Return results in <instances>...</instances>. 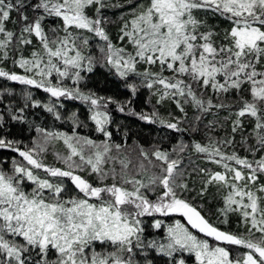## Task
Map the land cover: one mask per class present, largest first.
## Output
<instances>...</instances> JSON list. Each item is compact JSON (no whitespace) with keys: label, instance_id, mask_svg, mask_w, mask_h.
Segmentation results:
<instances>
[{"label":"snow or ice","instance_id":"obj_1","mask_svg":"<svg viewBox=\"0 0 264 264\" xmlns=\"http://www.w3.org/2000/svg\"><path fill=\"white\" fill-rule=\"evenodd\" d=\"M8 61L0 78L22 86L25 103L0 113V153L15 154L10 167L0 159V264H264V0H0ZM98 68L107 75L89 86ZM108 77L127 99L102 94ZM141 89L150 110L135 109ZM65 100L86 106L103 139L81 135L75 111L71 132L36 125L30 144L10 136L29 107L62 121ZM111 105L160 139L114 142ZM202 130L205 140L184 142ZM168 133L181 134L170 149ZM186 152L214 167L193 179ZM209 197L221 205L207 208ZM232 216L237 230L221 227Z\"/></svg>","mask_w":264,"mask_h":264},{"label":"trees","instance_id":"obj_2","mask_svg":"<svg viewBox=\"0 0 264 264\" xmlns=\"http://www.w3.org/2000/svg\"><path fill=\"white\" fill-rule=\"evenodd\" d=\"M124 11L123 9H115L109 12V16L111 19L116 20L119 17V14ZM10 28H13L12 25H9ZM109 31L111 32L113 39L115 40L117 34V27L115 24L109 26ZM95 50V47H94ZM30 53V49L25 52V55ZM99 53L97 52V55ZM0 67H5V70H12L13 65L11 61L6 62L5 64H0ZM16 71H20L19 69H15ZM107 75L106 71L102 68H98L96 73L93 75V79L89 81V86H94L96 81H103V78ZM114 83H119L118 81H114L112 77H108V84L106 87L102 86V94L105 95H114L118 99L124 100L127 99L128 93L123 88H115L113 85ZM7 90H11L13 92L12 96L7 94ZM33 92V99L40 101L42 104H46L49 102V97L46 93L40 90H31ZM0 92H3L4 95L2 98V103H0V113H4L6 115V109L8 105H11L13 108H18L22 106L25 101L22 96V86L13 84L12 82L6 81L0 78ZM148 100V91L146 89H141V92L135 101V109L137 111L143 110H150L151 105L147 103ZM64 107L60 108L59 111L64 117L62 121H56L53 116L47 112H45L42 108H31L29 107L26 109L25 115L29 121L27 124H18L15 122H10L8 127L11 129L10 136L13 138L21 139L25 144H30L31 139L36 136L34 131V127L39 125L41 127H45L49 130H59L64 132H71L72 124L67 119V116L70 115L72 112H77L79 118L82 121L87 123V127H81L77 131L81 135L89 136L96 140H101L103 137L94 131V125L87 120L88 112L86 106L81 104L77 101H63ZM160 107V111L162 115H167L169 110L175 111L174 106L169 105L167 107ZM111 116H112V123L109 126V131L112 132V139L116 143H125V132L128 133L127 136V144L133 145V142H138L144 147L148 148L152 142L158 141L160 139V135H158L159 130L155 126L144 125L142 122L137 121L134 117L124 115L118 111H116V106L111 105ZM178 114V113H177ZM191 114V110H190ZM250 130V129H249ZM171 139H164L163 147L170 149L176 143L179 142L181 138V134H167ZM225 135L224 130L218 129L215 132V136L217 138H222ZM182 138L185 143H192L193 141H202L205 140L204 131L197 133H185L182 135ZM239 139V137H237ZM56 150H62V144H57L55 146ZM238 151L241 155H244L243 148H238ZM13 153L2 152L0 153V159H7L8 164L5 167H10L11 157L14 156ZM46 161L48 163L54 162V155L52 154V150L50 149L49 153L46 155ZM184 168L191 174L193 179H196V172L194 169H198L199 167H208L212 168L213 165L207 164L203 159H201L197 154L194 152H186L183 154V165ZM90 179L95 182L93 177ZM198 186V182H197ZM210 191H215L214 189H210ZM209 203L206 204L207 208L215 210L216 207L221 205V201L219 199L212 200L209 197ZM203 203V201H200ZM165 219V223H171L174 219H179V217L175 218H163ZM211 219L215 220L216 217L212 216ZM231 222L228 226L221 225V227H230L233 230H237L238 225V218L236 216H232L230 218ZM182 222H184L182 220Z\"/></svg>","mask_w":264,"mask_h":264}]
</instances>
